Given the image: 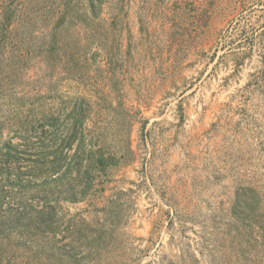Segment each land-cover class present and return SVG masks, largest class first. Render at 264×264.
<instances>
[{
    "label": "rangeland",
    "instance_id": "obj_1",
    "mask_svg": "<svg viewBox=\"0 0 264 264\" xmlns=\"http://www.w3.org/2000/svg\"><path fill=\"white\" fill-rule=\"evenodd\" d=\"M0 264H264V0H0Z\"/></svg>",
    "mask_w": 264,
    "mask_h": 264
}]
</instances>
